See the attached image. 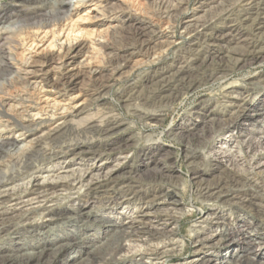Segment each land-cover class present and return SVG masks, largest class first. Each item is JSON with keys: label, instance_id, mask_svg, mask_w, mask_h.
Segmentation results:
<instances>
[{"label": "rangeland", "instance_id": "374dc122", "mask_svg": "<svg viewBox=\"0 0 264 264\" xmlns=\"http://www.w3.org/2000/svg\"><path fill=\"white\" fill-rule=\"evenodd\" d=\"M37 1L41 0H25L23 2V13L15 19L13 18L15 22H19L13 28L15 31L3 34L6 38L0 40V45L4 50L3 57H6L5 60L7 59V61L9 60L11 66L9 71H0V90H3V92L1 91L3 95L0 94V96H2L3 100H8L10 96L22 94L20 93V87L17 89L9 85V81L16 80L14 74H12L13 72H11L15 68H20L19 76L21 80L18 79V81L21 83L28 81L31 77H38V80L39 77L41 78L44 75L50 76V83L41 90L43 91L41 94H47L39 103V105H42L41 107L46 106L44 101H46L47 97L49 104H53V100L56 99L60 100V104L63 105L65 101L62 99L72 95V97H75L74 104H76V108L87 106L86 110L81 112V114H76L74 119L77 121L102 119L107 114L116 115L124 123L131 125L128 130L122 133L124 136L143 132L144 134H150L152 137L151 141L141 142L139 146H136L134 152L128 151V161L135 163V166L138 167L135 176L139 175L140 177L143 175L142 177H145L147 168L153 166L152 163L147 167L143 166L139 157L140 150L147 147L149 143H159L163 147L162 150L165 149L171 153L168 162L171 164L173 171H175L173 176H178V178H175L178 180L176 183L168 182L159 186L154 184L148 187L135 188L138 193L137 195L134 194L136 196H130L133 200L131 201L132 204L129 205V210L126 212L127 215L125 214V216L129 217L125 219L122 217V213H119L122 209L119 206H109L110 201L107 202L106 194H101V191L94 196L92 212L94 215L91 216V219L88 221L83 218V220L74 223L75 228L69 226L67 228L85 230L87 231V236L91 238L94 235L100 236L102 232L104 233V227L98 226L101 224V222L99 223V217L108 216V209H113L114 213L111 216L116 215L114 218L117 217L123 224L127 221H132L133 225L140 227L142 225L156 228L173 227V231H175L174 237H172L174 239L173 242L172 240L170 242L166 240L159 245V247L163 246V250L173 248V252L168 251V253L157 257L156 255H150L147 249L149 247L152 248L151 246L156 245V243H148V238L142 237L141 241L131 240L130 242H123L127 250L119 253L117 255L118 259L111 262V264L140 262L136 260L140 258L146 261L147 264H189L192 261L197 262V264H204L207 259H198V255L206 254L204 251L210 254L213 250V252L219 250L217 254L220 251L230 252L235 247L233 245L244 242L243 236L238 231L243 224L241 223L240 227L235 225L236 216L241 214L244 215L247 221L254 223L257 228L260 227L264 233V218L256 216L253 210L254 207H249L248 202L242 197L230 199L227 203H220L214 200L199 202L202 198L200 194H195L194 185L190 183V178L194 171H192L191 166H187L182 157L184 138H186L188 133L183 134L182 137L184 138H180V136L174 138L168 131L169 128L173 127L174 129L179 124L184 123L185 119L188 122L195 120L198 127L201 128L205 125V120L204 122L201 121L203 116L220 120V122L229 117L231 120L237 117V120H234L239 122L243 113L248 112L245 109L259 105L258 107L264 110V39L257 40L259 36H264V27L254 31L256 34L260 33L255 38L249 33L247 28L250 22H244L246 17L254 16V10H246L253 4V0H239L236 3L237 12L235 11L232 15L220 12V16L216 15L204 26L205 28H200L198 32L201 33V36L206 35L203 38L209 41H201L198 48L201 49V52L209 48V53L207 52L205 55L211 58L207 61L217 62L219 57H225L231 49L237 47L243 49L246 42L254 39L257 46H263L261 55L257 59L249 58L247 61L240 63L230 74L224 77L220 76L219 80L210 81L192 89L188 94L181 95L163 112L159 121L151 123L149 126H143L136 115L133 114V106L141 107L139 102L124 100L122 93L133 85L138 88L144 86L152 75L154 77L156 75H168L175 67L183 64L178 63L182 61L181 59L174 62V58L176 55L179 56L183 53L184 48H186L193 36H185L184 40L181 41L179 39L181 29L179 25H176V21L184 24L193 22L196 19L202 20L207 14L220 10L221 5L227 0H66L71 9L70 19L68 20L65 16L49 17V10L38 8L36 6ZM9 4L11 5L12 3L8 0H0V12L2 9L7 11ZM260 7L261 10L259 12L264 14V6ZM175 8L177 13L171 18L168 15V11L172 12ZM242 9L244 10L242 11ZM238 22L246 26L241 29L240 33L233 32L236 25L239 24ZM8 23L9 20L0 22V33L3 30L2 26L8 25ZM263 24L264 16L261 18V26ZM71 25H73L72 28ZM138 27H143L149 34L140 49L136 47L137 43H142L140 39L137 42L123 38L124 35L130 36L129 33ZM69 30H73L70 39H75L69 43L68 47V43L65 44L64 40ZM229 32L233 34L229 36ZM59 38L60 40L58 41ZM31 39L34 40L32 44ZM55 39L56 44L51 47L49 43ZM194 43L195 41L190 42L191 45ZM60 44L62 47L58 48ZM205 55H202V57ZM1 61L2 56H0V65L2 64ZM25 62L26 65H24ZM117 68L120 69L116 70ZM4 77L8 79L7 82ZM107 77L111 80L108 81L109 86L103 91L100 100L90 102V97L86 95L85 91L93 81L107 79ZM235 91L239 93H235ZM206 97L211 98L210 102L202 103V100L206 99ZM37 102L35 101L31 104L35 105ZM25 104L27 105L28 103ZM2 105L4 107L6 103ZM4 108H7V106ZM238 115L240 116L238 117ZM252 119V123L255 125V127L251 126L253 131H255L252 134L240 133L238 129L236 130L232 127L231 130L227 129L235 123L234 120L232 124L221 125L220 128L224 130L212 136L211 146L213 147L206 152L209 165H199L194 168L209 171V174L203 175L209 180H213L219 175L232 176L235 173H243L246 174L249 182L254 185L261 184V180L264 179V144L256 136L259 135L257 126L259 125L260 128V124L264 121V115L255 116ZM188 122H186V125ZM18 130V127L11 128L8 130V134L4 135L12 139L18 133ZM174 130L173 132H178V130ZM40 133L32 130L30 133L27 132L24 137L22 135L17 136V145L25 144L29 139ZM118 136L114 135L110 140L118 139ZM88 141L90 142L91 140L89 139ZM248 143L252 145L250 148L246 146ZM48 149L52 150L53 148L48 147ZM65 151L66 153H64ZM56 155L59 158L62 157V159L57 161L58 158L52 157L50 160L34 162L33 165L39 168L34 175L44 177L52 173L54 177L55 174L62 175L64 174L62 171L70 168L75 169L79 165L82 167L86 166L83 164L88 163V165L99 166L101 162L98 160L88 162L87 157L80 158L81 160H71L70 167L65 169L60 167L65 166L73 155L67 151V147ZM65 156L67 159H63ZM154 157L157 158L159 156L155 155ZM112 161H114V158L106 162L111 165ZM41 166L47 169H40ZM18 183H21V181ZM134 184L138 183L134 182ZM146 188L147 191H145ZM151 191L154 192V198L151 196ZM256 191L257 193L254 192V201L259 203L264 209V194L258 189ZM139 192L142 195H139ZM75 198L76 196L72 194L62 202L64 205L72 204L77 206L78 201ZM172 200H181L182 204L178 207L182 211L186 209L184 214L181 215V210L179 209L176 211L172 210ZM148 201L151 203L150 205ZM199 207L201 210L198 211L197 208ZM163 209H167L168 213L161 211L158 214L159 216H153V210ZM138 212L141 216L134 217ZM144 212H149V214L143 215L142 213ZM62 213L63 216L73 215L72 212L67 210H62ZM169 216L173 217L174 220L176 219L175 224L169 219ZM66 224L67 221L65 220L56 224L57 227H55L54 223H49V226L43 231H63ZM193 226H197L196 228L199 229L197 234L194 235L189 234L190 227ZM23 228L27 229L23 225L13 226L10 230L7 227V230L0 234V264H4L2 262L3 257L10 254L16 255L17 258L25 256L27 252L25 249H15L16 244L9 246V238L16 236L12 232ZM108 231L105 234L110 237L112 233ZM42 233L44 232H41L40 235ZM261 238H264V236L262 235ZM98 240H101V238ZM258 240L254 237L253 244L248 247L256 245V249H262L257 244ZM32 241L34 239H30L29 242ZM19 242L22 243L23 241L20 240ZM64 242L66 240H58L52 247L61 246ZM104 243L105 240H101V242L93 244L92 247L86 248L91 253L89 256L101 255V245ZM179 244H182L181 250H178ZM81 246L88 247L87 244L82 243L79 247ZM11 248L15 250L10 251ZM77 251L78 248L68 253H63L61 259L73 256L77 254ZM255 254V263L262 264L263 258L258 257V253ZM121 256L124 257L119 258ZM207 257L205 256V258ZM78 261L76 259L74 264H79ZM226 264H239V262L235 259H230L227 260Z\"/></svg>", "mask_w": 264, "mask_h": 264}, {"label": "bare ground", "instance_id": "6f19581e", "mask_svg": "<svg viewBox=\"0 0 264 264\" xmlns=\"http://www.w3.org/2000/svg\"><path fill=\"white\" fill-rule=\"evenodd\" d=\"M8 1L12 3L11 5L9 4V9L7 11L2 9L0 12V22L9 20L8 25L2 26L3 30L0 33V40L6 38L3 34L11 33L13 30L15 31L13 28L18 25L19 22H15L14 19L23 13L22 7L24 6L23 2H25V0ZM238 1L239 0H227L221 5L220 10L215 13L207 14L202 20L196 19L193 22H186L184 24H180L179 21H176V25H179L181 29V32H179V39L182 41L185 36H193L189 41H195L193 45L188 42V45L184 48L182 53L183 55L180 54L179 56H175L174 62L181 59L182 61L178 63L183 64H180L179 67H175L168 75H156L155 77L152 75L148 78V83L144 86L138 88L133 85L129 87L126 92L122 93L124 100L139 102L141 107L136 105L133 106V114L136 115L143 126H149L151 123L159 121L163 112L181 95L185 93L188 94L192 89L200 87L210 81L215 82L220 76L224 77L234 71L240 63L247 61L249 58L253 60L257 59L259 55H261L263 46H257L253 38V41L246 42L245 45L243 44V49H240L241 47L231 49L229 54L225 57H219L217 62L207 61L211 58L205 55L210 51L208 47H206L208 49H205L204 52H201V49L198 48L201 41H209L208 39H204L203 37H206V35L201 36L198 30L203 28L216 15L220 16V12L223 14L228 13L227 15H232L235 11L237 12L236 3ZM36 4L38 8L48 9L49 17L65 16L67 20L70 19L71 9L66 0H41L37 1ZM260 6H264V0H253V4L246 10H254V16H248L244 19V22H250L247 28L249 33L253 35V37L255 36V38H257L260 33L256 34L254 31L264 27V24L261 26V18L264 14L259 12V10H261ZM243 10L244 9H242V11ZM176 13V8L172 12L168 11V15L171 18L174 17ZM69 21L71 22V20ZM238 23L239 24L236 25L233 32L236 31L240 33L241 29L246 27L241 22ZM72 27L73 25H71V28ZM72 32L73 30H69L65 36L64 42L65 44L68 43V47L69 43L75 39H70ZM228 34L231 36L233 33L229 32ZM129 35L130 36L124 35L123 38L137 42L139 39L142 41L141 44H136V47L139 49L142 48L145 43L144 41H146L149 36L143 27L136 28L131 31ZM260 39H264V36H259L257 40ZM59 40L60 38L58 41ZM55 42L56 39L52 40L49 45L52 47L53 44H56ZM32 43H34L33 39H31V44ZM61 47L62 45L60 44L58 48ZM202 55L205 56L202 57ZM0 56H2L0 71H9L11 66L9 60L7 61V59L5 60L6 57H3L4 50L1 45ZM24 65H26V62ZM119 69L120 68H117L116 70ZM11 72H13L12 74H14L16 80L9 81V85L17 89L20 87V93L22 94L10 96L8 100H3L2 96H0V234L6 231L7 227H9L10 230L13 226H26L27 229L23 228L22 230L12 232V234L16 236L9 238V246L16 244L15 249H25L27 252L24 257L20 258H17L14 254H10L9 256L3 257L2 262L4 264H74L75 260L78 259L79 264H111V262L118 259L117 255L119 253L127 250L123 242H130L131 240L141 241L142 237L148 238V243H156V245L154 244L151 246L152 248L149 247L147 249L150 255H156L157 257L168 253V251L173 252V248L170 250H163V246L159 247L160 243L162 244L163 241L168 240L170 242L172 240L173 242L174 239L172 237H174L175 234L173 227L156 228L145 225L140 227L133 225L132 221H127L123 224L117 217L114 218L116 215L111 216V214L114 213L113 209H108V216L104 215L99 217V223L101 222V224L98 226L104 227V233L102 232L100 236L94 235L93 238H91L87 236V231L85 230L67 228V226L75 228L74 223L83 220V218L88 221L91 219V216L94 215L92 213L94 196L98 195L101 191V194H106L107 202L110 201L109 206H119L120 209H122L119 212L122 213V217H124V219L129 217L125 216V214L129 210V205L132 204L131 201L133 198L130 196H136L138 193L135 188L148 187L154 184L159 186L162 183H176L178 181L175 179L178 178V176H173L175 171H173L171 164L168 162L171 153L165 149L162 150L163 147H161L159 143L147 144V147L140 150V161L142 160L141 163L145 167L151 163L153 166L147 168V175L145 177H142L143 175L140 177L139 175L135 176L138 167L135 166V163L128 161V151L131 150L134 152L136 146H139L141 142L151 141L152 137L150 134L137 132L136 134L124 136L122 133L128 130L131 125H129V123H124L116 115L107 114L104 116L105 118L102 119L77 121L74 117L76 114H81V112L86 110L87 106L76 108V104H74L75 97H72V95L65 98L63 97L64 99L62 100L65 101L63 105L60 104V100L56 99H52L53 104H49L47 97L46 101H44L46 106L41 107L42 105H39V103L41 99L47 95L45 93L41 94L43 92L41 90L50 83L51 77L44 75L41 78L39 77L38 80V77H31L29 80L27 79L28 81L21 83L18 81V79L21 80L19 76L20 68H15L14 71L12 70ZM5 80L6 82L8 81L7 78H5ZM110 80L111 79L107 77V79L93 81L90 84L89 88L85 91L86 95L90 97V102L100 100L103 91L109 86L108 81ZM231 84H233V82H231ZM1 91L3 92V90H0V94H2ZM235 93L239 92L235 91ZM34 100L38 102L32 105L31 103H34ZM210 100L211 98L206 97V99L202 100V103H209ZM3 103H6L4 107L7 106V108L3 107ZM25 103L28 104L26 105ZM258 106H249L250 109H245V111H248L247 113L241 111L243 115L241 119H239V122H235L234 120L237 117L232 118L235 123L227 129L231 130L232 127L233 129H238L240 133L245 132L247 134L255 132L252 128L255 127L252 123V118L264 115L263 108H259ZM48 108L50 109L48 110ZM239 116L240 115H238V117ZM204 120L205 125L201 128L198 127L195 120L188 122V120L185 119L184 123L174 128L176 131L178 130V132H173L175 131L173 127L168 129L174 138H176V136L184 138L182 137L183 134L186 132L188 133L186 138H184L185 143L182 149V157L187 166H191L192 171H194L192 172L193 175L190 178V183L194 185L195 194H200L202 198L199 202L214 200L220 203H227L230 199L242 197V199L244 198L248 202L249 207H254L253 210L256 216L264 218L263 207L254 201V192L257 193L256 189L264 194V179H260L261 184L254 185L252 182H249L246 174L235 173L232 175L231 173L232 176L219 175L213 178V180H209L203 176L209 174V171L207 172L202 169L197 170L194 168L199 165H209L206 152L213 147L211 146L212 136L224 130L220 128L221 125L233 123L230 117L220 122V120L218 121L214 118L203 116L201 121L204 122ZM186 122H188L187 125ZM14 127L19 128L17 131L18 133L13 136L12 139H9L8 136L5 137L4 134L7 135L8 130ZM257 127L259 135L256 137L260 138L261 143L264 144V121L260 124V128L259 125ZM32 130L41 133L29 139L25 144L18 146L17 136L22 135V137H24L27 132L30 133ZM114 135H119L118 139L110 140ZM89 139L91 143L88 141ZM246 146L250 148L252 145L248 143ZM48 147H52L53 149L49 150ZM66 147L67 151L73 156L71 159L69 158V162L65 166L60 168L66 169L70 167L71 160L86 157L88 162L93 160L101 161L100 165L93 166L86 163L83 164L86 166L81 167L79 165L75 169L70 168L66 171L64 170L62 171L64 174H55L54 177L52 173L44 177L34 175L37 172L36 170H39V168H36L37 166L35 167L33 165L34 162L38 160H50L52 157L58 158V161L62 159V157L59 158L56 154ZM64 153H66V151ZM155 155L159 157L156 158L154 157ZM64 158L67 159L66 156L63 157V159ZM113 158V163H110L111 165L107 164L106 161ZM40 169L47 168L41 166ZM174 180L175 182H173ZM19 181H21V183H18ZM134 182L138 184H134ZM133 185L135 186L133 187ZM252 190L254 191L252 192ZM145 191H147V188ZM72 194L76 196L75 200L78 201L77 206L72 204L64 205L62 201ZM139 195L142 194L140 193ZM151 196L154 198L153 191H151ZM261 196L263 195L261 194ZM171 202L173 203L172 210L176 211L179 209L181 210V215L184 214L186 209L182 211V209L178 207L182 204L181 200H172ZM148 204L150 205L151 203L148 201ZM62 210L72 212L73 215L63 216ZM197 210L199 211L201 208L199 207ZM161 211L168 213L167 209H163L158 211L153 210L152 214L156 217ZM142 214L147 215L149 212H144ZM139 216L141 215H139L138 212L134 217ZM169 219L175 224L176 219L174 220V218L170 216ZM63 220L67 221L63 231H43L49 226V223H54L55 227H57L56 224ZM235 221V225L238 227L243 224V228L240 227L238 231L240 235L243 236L244 242L233 245L235 247L230 252L220 251L219 254H217L218 251L213 252L216 258H209L205 260V262L203 261L204 264H216L214 263L215 260L218 261V264H226L227 260L230 259L237 260L239 264H257L254 260L256 256L255 253H258V257L260 256L264 261V238H261L262 235L264 236V233L261 231V228H257L254 223L247 221L242 214L236 216ZM196 227L197 226L190 227L189 234H197L199 229ZM107 231L112 233L110 237H107V234H105ZM41 232L44 233L40 235ZM254 237L259 239L257 244H259L262 249H256V245L248 247L253 244ZM99 238H101L102 241L105 240V243L101 245L102 254L99 256L92 255V257H90L91 255L89 256V254L91 253L89 249L87 250L86 248H90L93 244L101 242V240H98ZM30 239H34V241L29 242ZM20 240L23 242H19ZM58 240H66V242L61 244V246L53 248L52 246ZM81 243L87 244L88 247H79ZM77 248V254L69 256L66 259H61L63 253H68ZM15 249L11 248L10 251ZM181 249L182 244L178 247V250ZM122 257L124 256L119 258ZM136 260L140 262L134 261L135 263L129 264H147V262L141 258ZM189 264H197V262L192 261ZM262 264H264V262Z\"/></svg>", "mask_w": 264, "mask_h": 264}, {"label": "built area", "instance_id": "2783aa9c", "mask_svg": "<svg viewBox=\"0 0 264 264\" xmlns=\"http://www.w3.org/2000/svg\"><path fill=\"white\" fill-rule=\"evenodd\" d=\"M214 251V250H213ZM213 251L211 252V254L210 253H208V252H206V251H204L206 254L205 255H203V254H200V255H198L199 256V260L200 259H209V258H216V256L214 255L215 253H213ZM217 251H219V250H217ZM205 256H208L207 258H205ZM264 261L262 260V263H263ZM214 263H216V264H218V261H214Z\"/></svg>", "mask_w": 264, "mask_h": 264}]
</instances>
